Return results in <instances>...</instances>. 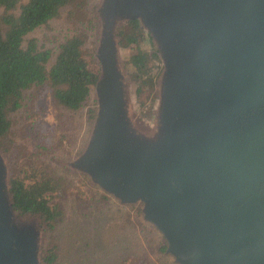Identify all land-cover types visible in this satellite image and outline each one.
<instances>
[{"label":"water","instance_id":"1","mask_svg":"<svg viewBox=\"0 0 264 264\" xmlns=\"http://www.w3.org/2000/svg\"><path fill=\"white\" fill-rule=\"evenodd\" d=\"M95 117L64 164L138 204L177 264H264V0H99ZM137 21L162 62L156 122L137 125L118 28ZM0 151V264H40Z\"/></svg>","mask_w":264,"mask_h":264},{"label":"rangeland","instance_id":"2","mask_svg":"<svg viewBox=\"0 0 264 264\" xmlns=\"http://www.w3.org/2000/svg\"><path fill=\"white\" fill-rule=\"evenodd\" d=\"M98 3L99 0H89L90 6L94 5L92 11L96 24L95 12ZM70 10V7L62 9L57 18L37 28L25 38V42L35 39L39 47L43 46V49H50L52 51L50 62H53L58 51V45L62 41L71 37L76 31H83L86 28L83 21L80 23L78 20H69L68 12ZM2 11L0 8V15ZM14 12L17 13L18 10ZM124 24L117 31L119 42V30ZM125 34L128 35L124 38L123 45H120L121 63L127 75L137 125L148 131V128H151L156 122L157 85L163 68L162 62L158 52V56L155 55L153 41L150 42L148 35L138 22L132 21L130 26L125 27ZM96 35L97 27L92 37L84 44L85 55L83 57L90 68L99 73V65L95 59ZM25 42L23 43L24 46ZM135 62H141L143 69L149 73L147 75L135 73L133 68ZM154 75H157V78L152 82L154 86L151 87L148 82ZM153 106L154 109L152 110ZM90 108L95 111L93 88L86 105L78 111H71L57 106L53 102L48 87H36L25 91L22 107L9 114L12 120V128L11 133L6 138L7 143L12 142V145L19 147L24 145L27 150L32 149L40 158L49 162L57 173L65 175L71 187L72 194L63 207L62 222L53 231H49L47 227L43 226L40 264H75L76 238L80 240L83 237H89L92 238L93 245H102L107 239H116L118 232H125L123 238L130 242L128 245H124L128 246L125 251L126 255L133 257L140 255L143 264H176L172 256L160 250L163 242L161 233L151 224L142 222L140 205H120L118 200L105 193L97 185L92 184L85 174L72 171L65 166L66 161L81 153L87 142L93 124V122L90 124L88 120ZM48 138H53L52 141L61 138L66 139L63 145L65 157L50 160L41 154L40 145L46 142ZM3 155L11 175L12 163L5 154ZM24 218L31 223H38L39 221L36 217L27 215ZM18 221L26 220L20 219ZM74 227H77L79 232L74 231ZM90 233L93 237L89 235ZM85 243L86 240L83 238V246ZM49 248H54L53 252L56 255V259L52 262L45 256L46 252H44ZM107 254H102L96 259L101 264H118L121 245L116 244L114 253L111 252L110 255L103 256ZM84 255L88 254L84 252ZM89 257L91 260L94 259L93 256Z\"/></svg>","mask_w":264,"mask_h":264},{"label":"trees","instance_id":"3","mask_svg":"<svg viewBox=\"0 0 264 264\" xmlns=\"http://www.w3.org/2000/svg\"><path fill=\"white\" fill-rule=\"evenodd\" d=\"M67 7L71 8L68 12L69 20H78L80 23L83 21L86 28L76 31L62 41L58 45L53 62H50V49L39 47L35 39L25 42V38L37 28L57 18L60 11ZM0 8L3 10L0 15V151L12 163L10 197L13 211L17 214V220L24 215L36 217L41 229L45 226L49 231H53L62 222L63 207L72 194L69 181L32 149L27 150L24 145L19 147L12 145V142L7 143L6 138L12 128L9 114L22 107L24 92L36 87H48L53 102L68 110L78 111L86 105L98 76L83 57L84 44L92 37L97 27L92 11L94 5L90 6L89 0H0ZM16 10L17 13L14 12ZM131 23L132 21L125 23L119 30L121 46L128 35H124V28ZM145 32L152 43L149 33ZM154 52L158 56L155 49ZM133 68L135 73H149L143 69L141 62L133 63ZM156 78L157 75L150 78L148 84L151 87L154 86L152 82ZM94 117L95 111L90 108V124ZM52 140L54 139L48 138L40 145L41 154L50 160L65 157L63 145L66 139ZM140 215L142 222H147L143 219L141 211ZM73 230L79 232L77 227ZM124 234L125 232H118L116 239H107L102 245H93L92 238L83 237L86 240L83 246V238H76L75 264H101L96 258L102 254L108 253L103 255L106 257L111 252L114 253L116 244L121 245L118 264H135V261L137 264H143L140 255L133 257L125 254L128 246L124 245L130 242L125 241ZM89 235L93 237L91 233ZM162 240L160 250L166 252V241L164 238ZM53 250L54 248H49L44 251L51 262L56 259ZM84 252L88 255H84ZM89 256L94 259L91 260Z\"/></svg>","mask_w":264,"mask_h":264},{"label":"flooded vegetation","instance_id":"4","mask_svg":"<svg viewBox=\"0 0 264 264\" xmlns=\"http://www.w3.org/2000/svg\"><path fill=\"white\" fill-rule=\"evenodd\" d=\"M149 129V128H148ZM263 188H264V185H261ZM17 215V214H16ZM25 216V215H24ZM24 216L23 217H20L19 219H21V220H26V221H28L26 218H24ZM38 223H39V221H38Z\"/></svg>","mask_w":264,"mask_h":264}]
</instances>
